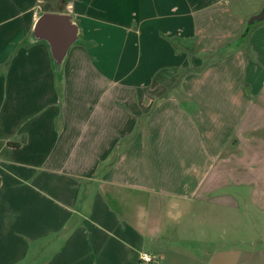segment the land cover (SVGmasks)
<instances>
[{"label":"crops","instance_id":"obj_1","mask_svg":"<svg viewBox=\"0 0 264 264\" xmlns=\"http://www.w3.org/2000/svg\"><path fill=\"white\" fill-rule=\"evenodd\" d=\"M263 4L0 0V264H237L179 231L195 207L264 221V26L206 64ZM43 13L80 26L61 79Z\"/></svg>","mask_w":264,"mask_h":264},{"label":"rangeland","instance_id":"obj_2","mask_svg":"<svg viewBox=\"0 0 264 264\" xmlns=\"http://www.w3.org/2000/svg\"><path fill=\"white\" fill-rule=\"evenodd\" d=\"M263 26L264 24L257 27L249 38H245L244 40H242L245 42H243L240 47L236 48L228 46L232 42L225 45L222 49L217 51L215 55L208 57L206 60V64L210 63L211 61L223 58L227 55H232L233 53H236L238 49L243 50L244 48L249 47V41L252 35H254ZM161 78L165 79L166 77L164 76ZM158 82L159 81H157V84ZM180 82V76H172L169 78V87L176 89L179 87ZM169 153L180 156L181 148L171 146L169 147ZM216 212L220 215V219L219 221H216L214 223L210 219L212 213L207 209L203 210L202 219L206 225H203L201 223L199 224L201 226L198 228L193 224L194 220H196L197 222L199 221L197 217V207L194 208L193 213L191 214L189 219L186 220L183 228H181L179 231V235H181V233L189 234L188 238L190 240L188 243L184 244L185 246H182L183 250H181V252L185 254H195L194 251H197L198 247H205L209 250H223L224 248L232 247V250L236 248L238 251L241 250L244 253L242 257L238 258L237 264H264V221L262 222L261 219L258 220V217L255 215L252 218L247 219V217H245V215L239 211H236L235 217H230V210L226 207L217 208ZM197 235H199L198 239ZM201 240H205L204 243ZM198 241H201V243H198ZM176 243L177 241L174 242V244L179 245ZM34 251L35 252H33V256L28 259L27 264H35L36 262H41V260H43L44 258L49 259L45 254L36 257V248H34ZM143 263L149 264L145 262ZM184 264H192V262L188 260L185 261ZM214 264L231 263L228 260H223L220 263L218 260H216Z\"/></svg>","mask_w":264,"mask_h":264},{"label":"water","instance_id":"obj_3","mask_svg":"<svg viewBox=\"0 0 264 264\" xmlns=\"http://www.w3.org/2000/svg\"><path fill=\"white\" fill-rule=\"evenodd\" d=\"M264 24V4L261 10L248 17L241 35L228 46L240 47L245 38H249L257 27ZM80 26L70 14L43 13L36 21L29 42L47 45L54 70L62 77L65 62L71 49L82 44Z\"/></svg>","mask_w":264,"mask_h":264},{"label":"built area","instance_id":"obj_4","mask_svg":"<svg viewBox=\"0 0 264 264\" xmlns=\"http://www.w3.org/2000/svg\"><path fill=\"white\" fill-rule=\"evenodd\" d=\"M141 260L145 263H151L153 261L152 257L147 254H143Z\"/></svg>","mask_w":264,"mask_h":264}]
</instances>
